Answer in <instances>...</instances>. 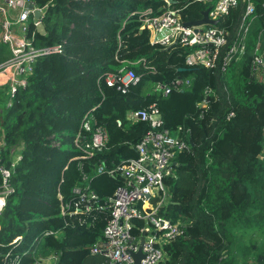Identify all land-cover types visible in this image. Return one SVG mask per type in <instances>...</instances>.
Returning a JSON list of instances; mask_svg holds the SVG:
<instances>
[{
  "label": "trees",
  "instance_id": "1",
  "mask_svg": "<svg viewBox=\"0 0 264 264\" xmlns=\"http://www.w3.org/2000/svg\"><path fill=\"white\" fill-rule=\"evenodd\" d=\"M167 1L184 8L185 23L200 21L211 7L198 0L33 1L44 9L47 31L42 35L30 25L34 45L62 46V53L38 58L27 88L19 89L12 103L10 87H0L5 143L0 166L11 169L22 153L0 218V264L107 260L93 249L104 241L110 211L63 216L62 203L74 197L75 188L90 186L99 205H109L125 181L108 170L138 158L136 146L150 129L128 116L152 105L165 129L190 147L176 156V177L167 180L168 218L185 223V235L166 247L161 264H264V83L251 69L260 40L264 50V0H252L257 17L246 56L226 71L189 67L192 50L182 45L151 44L141 14L153 10L159 15ZM243 11L242 6L232 9L218 24L230 32L231 44ZM1 22L0 15V35ZM10 57L9 46L0 41V66ZM131 70L138 83L106 82L108 75L123 78ZM178 79L190 83L168 95L158 91ZM88 114L108 140L93 156L76 159L77 135Z\"/></svg>",
  "mask_w": 264,
  "mask_h": 264
},
{
  "label": "built area",
  "instance_id": "2",
  "mask_svg": "<svg viewBox=\"0 0 264 264\" xmlns=\"http://www.w3.org/2000/svg\"><path fill=\"white\" fill-rule=\"evenodd\" d=\"M34 0H0L2 33L0 41L9 46L10 59L0 66V87H10V103L19 89H26L28 78L33 75L34 65L42 56L62 53V46L38 48L34 45V35L29 36L30 25L38 27L43 23L44 9L38 8ZM210 4L209 18L218 20L226 18L232 9L243 7L236 40L230 43L231 34L217 26L186 27L182 19L184 8H173L167 1V8L159 15L153 10L141 14L142 30L150 33L152 45L165 49L182 45L191 49L186 64L189 67L221 69L226 71L232 63H240L247 53V39L257 17L252 0H198ZM33 6L34 9L29 7ZM42 13L41 19L34 16L35 10ZM261 41V40H260ZM258 42L251 62L252 72L259 82L264 83V50ZM223 61L219 65L221 55ZM109 86L118 83L127 85L138 83L134 71H129L123 78L108 75ZM189 81L176 80L172 87H158V91L168 95L172 88L180 91ZM119 89H122L119 86ZM205 107V105H203ZM233 116V114H231ZM231 116V117H232ZM133 123L144 122L150 126L142 141L136 146L138 158L130 159L116 169L108 170L109 176L120 173L125 185L118 188L107 207L100 206L98 196L90 186L77 187L74 197L62 203L63 216L91 213L95 210H109L111 219L105 231L103 242L93 249L96 255L107 260L102 264H135L133 254L139 252L141 238L145 234L142 252L144 257L140 264H161L166 261V247L185 235V223L173 222L168 218L172 195L167 180L176 177L175 158L179 153L190 150L186 141L171 135L165 129L160 112L152 105L148 109L135 111L128 118ZM96 121L88 114L81 124L75 147L80 151L76 159L93 156L107 143L106 131L96 127ZM86 134H91L87 139ZM5 148L3 137L0 138V153ZM260 159L264 160V146ZM21 160L17 157L11 169L0 166L2 184H0V218L7 206V198L13 192L10 185L12 171ZM99 174L104 173L100 167ZM84 181L87 177L84 176ZM60 200L62 197L60 196Z\"/></svg>",
  "mask_w": 264,
  "mask_h": 264
},
{
  "label": "water",
  "instance_id": "3",
  "mask_svg": "<svg viewBox=\"0 0 264 264\" xmlns=\"http://www.w3.org/2000/svg\"><path fill=\"white\" fill-rule=\"evenodd\" d=\"M30 9H34L33 6H30L29 7ZM209 12H210V9H208L207 11L204 12L203 14V19H201L200 21H197V22H189V23H185V26L186 27H198V26H203V25H208V26H217L219 24V21L216 20H211L209 18ZM34 16L36 19H41V16H42V13L39 9L35 10L34 12ZM37 31L42 34V35H46V27L45 25L40 22V24L38 25L37 27ZM175 166L177 165V163H174ZM144 238H145V234L142 236L141 238V247H140V250L138 253L136 254H133V258H134V261H135V264H140L141 262V259L144 257L143 255V252H142V247H143V244H144Z\"/></svg>",
  "mask_w": 264,
  "mask_h": 264
},
{
  "label": "crops",
  "instance_id": "4",
  "mask_svg": "<svg viewBox=\"0 0 264 264\" xmlns=\"http://www.w3.org/2000/svg\"><path fill=\"white\" fill-rule=\"evenodd\" d=\"M128 118H129V116H128ZM1 138V137H0ZM51 261V258L50 259H47V260H44V264H47L48 262H50Z\"/></svg>",
  "mask_w": 264,
  "mask_h": 264
},
{
  "label": "rangeland",
  "instance_id": "5",
  "mask_svg": "<svg viewBox=\"0 0 264 264\" xmlns=\"http://www.w3.org/2000/svg\"><path fill=\"white\" fill-rule=\"evenodd\" d=\"M260 42H261V45H262V43H263L262 40H261ZM21 155H22V153H18V154H17V157H19V156H21Z\"/></svg>",
  "mask_w": 264,
  "mask_h": 264
}]
</instances>
